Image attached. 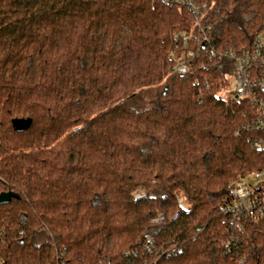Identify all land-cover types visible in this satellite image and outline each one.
I'll return each instance as SVG.
<instances>
[{"label":"trees","instance_id":"1","mask_svg":"<svg viewBox=\"0 0 264 264\" xmlns=\"http://www.w3.org/2000/svg\"><path fill=\"white\" fill-rule=\"evenodd\" d=\"M198 2L215 48L264 32V0ZM192 27L154 0H0V193L18 195L0 204V264H139L148 240L158 264H264V221L226 251L230 189L264 160L250 106L219 96L231 61L174 72L201 49L180 40Z\"/></svg>","mask_w":264,"mask_h":264},{"label":"built area","instance_id":"2","mask_svg":"<svg viewBox=\"0 0 264 264\" xmlns=\"http://www.w3.org/2000/svg\"><path fill=\"white\" fill-rule=\"evenodd\" d=\"M170 7H178L193 16L192 29L182 34L183 44L195 43L201 46L198 50L187 46V50L178 56V63L173 66L179 76L194 74L191 64L197 54L209 58H225L231 61L232 71L228 77L227 88H231V97L245 101L250 109L245 114L242 129L247 132L252 149L264 160V32L253 36L250 46L240 52L228 48H215L209 36L210 25L205 19V7L198 0H154ZM256 183H235L230 189V201L225 208L224 222L228 224L226 232V251L231 250L235 239L245 233L246 224L250 221H264V169L248 174ZM142 195L137 194L135 198ZM184 201V199H183ZM161 219V218H158ZM143 258L139 264H158L157 254L164 251L156 248L148 240L142 246Z\"/></svg>","mask_w":264,"mask_h":264},{"label":"water","instance_id":"3","mask_svg":"<svg viewBox=\"0 0 264 264\" xmlns=\"http://www.w3.org/2000/svg\"><path fill=\"white\" fill-rule=\"evenodd\" d=\"M30 123H31L30 118H26V119L25 118H16V119H13L11 122L12 127L18 132H21V131L28 129L30 126ZM12 198H18V195L14 192H2V193H0V204L9 203V201Z\"/></svg>","mask_w":264,"mask_h":264},{"label":"rangeland","instance_id":"4","mask_svg":"<svg viewBox=\"0 0 264 264\" xmlns=\"http://www.w3.org/2000/svg\"><path fill=\"white\" fill-rule=\"evenodd\" d=\"M233 86H231V88H226V90H223L219 93V96L222 97V98H228V97H231V89H232ZM256 183L257 181L256 180H253L251 177H249L248 175L243 177V178H240L238 179L235 183ZM234 183V184H235ZM137 193H135L134 196H136ZM182 203H184V201H182ZM246 234V233H244Z\"/></svg>","mask_w":264,"mask_h":264}]
</instances>
